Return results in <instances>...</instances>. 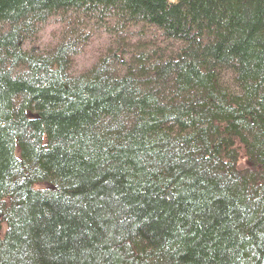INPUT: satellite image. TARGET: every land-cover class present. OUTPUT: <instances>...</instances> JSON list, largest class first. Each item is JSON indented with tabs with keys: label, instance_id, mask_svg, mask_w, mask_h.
I'll use <instances>...</instances> for the list:
<instances>
[{
	"label": "trees",
	"instance_id": "1",
	"mask_svg": "<svg viewBox=\"0 0 264 264\" xmlns=\"http://www.w3.org/2000/svg\"><path fill=\"white\" fill-rule=\"evenodd\" d=\"M0 264H264V0H0Z\"/></svg>",
	"mask_w": 264,
	"mask_h": 264
}]
</instances>
